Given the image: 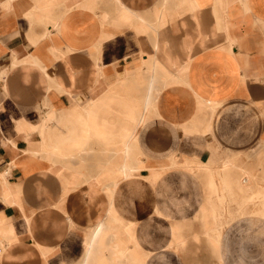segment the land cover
<instances>
[{
    "label": "crops",
    "instance_id": "0c3cea01",
    "mask_svg": "<svg viewBox=\"0 0 264 264\" xmlns=\"http://www.w3.org/2000/svg\"><path fill=\"white\" fill-rule=\"evenodd\" d=\"M151 61L140 173L108 194L60 170L45 136ZM242 177L264 179V0H0V264H264Z\"/></svg>",
    "mask_w": 264,
    "mask_h": 264
},
{
    "label": "rangeland",
    "instance_id": "374dc122",
    "mask_svg": "<svg viewBox=\"0 0 264 264\" xmlns=\"http://www.w3.org/2000/svg\"><path fill=\"white\" fill-rule=\"evenodd\" d=\"M217 17L218 15L216 16V18ZM149 65H150V69H149L150 78L148 80L144 79L142 73L139 72L135 74L133 77H131L130 78L131 80L126 82L123 86H119V85L109 86V88L102 95L98 96L95 99L89 100L85 105L75 104L74 106H72L69 109V111L71 112L70 116L68 117V119H66L68 125L62 127L57 124V127H55V130H58V128L61 127L63 128V132L64 130L65 132L62 135L50 136L48 134L47 136H45L46 141L50 143L48 146L53 149L63 148V147L66 148L67 146L64 143L65 139L70 137L69 135L72 131L77 130L76 125L70 124V120L73 119L77 120L78 116L84 113L86 110L89 109L97 110L98 107L104 104L103 102L117 103L120 105H122L123 103L122 107H124L126 110L124 114L123 112H120L121 115L117 117V122L118 124H121L120 127L127 125L129 126L128 130L134 129L135 122L133 123L129 121L128 118H125V114L128 115V113H134L136 117H140V115L143 113L142 110H144L147 104L149 106V111L152 113V111L154 110V108L152 107L153 104H150L148 100L153 101L155 98V93L157 94L159 90L153 84L155 83L157 77L163 78V76L165 75L164 73L165 68L159 70L158 69L159 66L153 64V61H151ZM151 68L153 69L151 70ZM145 81L147 82V84L150 85H147V87H145V90L143 92L142 85ZM145 97L147 99L143 103H141L140 102L141 99ZM106 99H108V101L110 102H108ZM216 107H217V103H213L212 106L213 110ZM100 108H101V112H105V113L107 112L106 110H104L105 108L103 107ZM73 112L75 113L78 112V114L73 115ZM138 132L139 130L136 132L137 137H138ZM122 148L123 147L119 144L112 143L110 145L109 144L106 145V144H100L96 140L93 141L91 140L84 150L63 151L62 153L65 155V159L66 158L67 159L57 160V161H60L64 165H67L65 166V168L61 167L60 170L68 172L72 178H79V179L84 178L85 180L84 184L86 186L91 184L93 186L96 185L97 187L100 186L101 188H103L104 186L107 187L109 184L115 183V181L118 182L117 185H119L122 180H125L124 179L125 176L123 174L124 165L133 168L132 176H134L135 174H139L140 170L144 167V162L141 159L142 151L140 149L139 144L133 147L134 149L133 148L131 149L129 157L125 159L126 163L124 158L122 157V152H121ZM50 151H51L50 149L48 150L44 149V150H40L39 152L51 158V156L48 153ZM59 152H61V149L54 151V153H59ZM91 161L92 164L89 165ZM229 162L233 163L230 160ZM177 164L183 166L186 164V162L177 163ZM97 176L111 177V178H97ZM246 178L248 179V182H250L249 177H245V178L242 177L240 178V180L229 181L230 183L229 204L230 202H234L238 206L237 214L233 215L232 213H230L231 219L244 214L258 215L264 217V205L260 204L257 201V200L264 201V179H261V183L256 184L254 190H252L248 187L249 183L245 182ZM237 188L239 193L245 195L240 198L236 197L234 190H237ZM208 205L210 206V208L214 210L217 209L216 205L213 204L209 199H208ZM213 216L215 217L214 214Z\"/></svg>",
    "mask_w": 264,
    "mask_h": 264
},
{
    "label": "bare ground",
    "instance_id": "6f19581e",
    "mask_svg": "<svg viewBox=\"0 0 264 264\" xmlns=\"http://www.w3.org/2000/svg\"><path fill=\"white\" fill-rule=\"evenodd\" d=\"M106 100L108 101V99ZM103 103L104 104L101 105L100 107L105 108L104 110L107 111L106 113L101 112V108L98 107L97 110L89 109L82 114L80 113L81 115L78 116L77 120L74 119L70 120V124L76 125L77 130L72 131L69 135L70 137L66 138L64 143L69 151L84 150L91 140L92 141L96 140L101 144H106V145L108 144L110 145L112 143L119 144L123 147L121 152H122V157L125 160L129 157L131 149L135 147L137 144H139V138L137 137L136 132L147 121L146 114L147 112H149V106L148 104L145 106L144 110H142L143 113L140 115V117H136L134 113H128V115L125 114V118H128V120L133 123L135 122V128L132 130H128L129 126L126 125L127 127L126 126L120 127L121 124H118L117 122V117L121 115L120 112H123L124 114L126 110L124 107H122L123 103L122 105L111 102L110 103L103 102ZM123 169H124L123 174L125 176L124 179L126 180L132 176L133 168L124 165ZM73 179L79 180V178H73ZM211 181H212L211 186H213V189L217 191L215 183L213 182V180ZM117 183L118 182L115 181V183L109 184L106 187L108 194H112L115 191V188H117L116 187ZM88 186H93V185L90 184ZM94 186L97 187L96 185ZM97 188L102 189L100 186H98ZM257 201L260 202L262 205H264V201L262 200L261 201L257 200Z\"/></svg>",
    "mask_w": 264,
    "mask_h": 264
}]
</instances>
